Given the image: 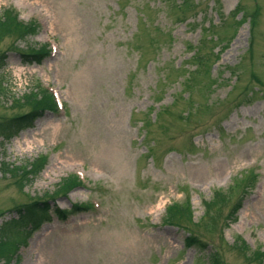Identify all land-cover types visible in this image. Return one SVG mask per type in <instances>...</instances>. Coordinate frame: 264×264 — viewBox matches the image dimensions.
Here are the masks:
<instances>
[{
	"label": "rangeland",
	"instance_id": "rangeland-1",
	"mask_svg": "<svg viewBox=\"0 0 264 264\" xmlns=\"http://www.w3.org/2000/svg\"><path fill=\"white\" fill-rule=\"evenodd\" d=\"M5 9L41 29L0 34V264H264V0ZM40 84L60 108L17 134Z\"/></svg>",
	"mask_w": 264,
	"mask_h": 264
},
{
	"label": "trees",
	"instance_id": "trees-1",
	"mask_svg": "<svg viewBox=\"0 0 264 264\" xmlns=\"http://www.w3.org/2000/svg\"><path fill=\"white\" fill-rule=\"evenodd\" d=\"M2 22L0 24V34H20L21 39H24L27 36H33L38 34L39 28L35 24H29V25H23L21 24V21L19 19V16L16 14V12L12 9H6L3 12L2 18L0 20ZM49 49L48 46H42L39 50H32L31 53H23L21 54L23 61L28 63H42L49 55ZM32 104L37 105V108L26 115L20 116L17 119L12 120L13 128L16 129L17 134L23 131L24 129L34 127L35 122L37 119L41 118L45 112L57 111L56 103L51 95L46 93V91H42L39 89L37 92V95H34L33 98L30 99ZM76 186H80L79 181L76 178H67L62 182V184L59 186L58 191L66 192L65 195H67L73 188ZM48 202V201H47ZM46 202V204H48ZM40 203H35L34 205L28 207V210H23L22 212V218L27 215L26 212H28V215L31 217H34V214L36 212L35 208L40 207ZM180 208V209H179ZM178 209V210H175ZM175 210V211H174ZM174 211V214L179 213L182 211L181 207H174L172 206L169 209V213L172 214ZM60 214H65L66 212L59 211ZM172 217V215H171ZM188 245L191 243L189 240L187 241ZM213 257L215 255H211V258L213 260Z\"/></svg>",
	"mask_w": 264,
	"mask_h": 264
}]
</instances>
